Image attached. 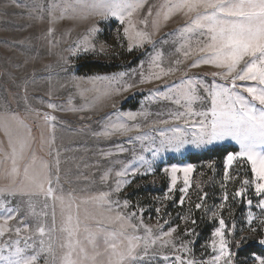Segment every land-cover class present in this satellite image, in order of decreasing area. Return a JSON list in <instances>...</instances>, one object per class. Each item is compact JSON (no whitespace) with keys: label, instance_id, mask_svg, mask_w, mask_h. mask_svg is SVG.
Returning a JSON list of instances; mask_svg holds the SVG:
<instances>
[{"label":"snow or ice","instance_id":"snow-or-ice-1","mask_svg":"<svg viewBox=\"0 0 264 264\" xmlns=\"http://www.w3.org/2000/svg\"><path fill=\"white\" fill-rule=\"evenodd\" d=\"M73 3L105 20L116 18L120 24L126 25L123 28V36L128 42L129 52L143 49L146 45H151L153 51L147 53V70L144 62H141L138 81L133 79L137 69L110 75L75 77L74 84L77 88L83 81L92 85L89 89H80L82 97L88 92L95 95L87 100L84 106L79 109L73 107L72 111H89L105 98L121 95L139 84L164 80L177 72L183 73L178 80L165 84L164 90H153L149 97L168 101L182 110L170 112L171 121L176 123L170 128L159 130L155 128V124L168 125L171 121L162 119L153 121L152 125L138 122V118L146 121L150 115L143 108L140 111L116 109L105 117L100 130L92 132L91 135L105 139L122 135L129 137L128 143L138 142L140 154L135 156V159L140 162V166H133L131 161L113 162L122 165L119 170H115V189L86 196H78L74 191L65 192L61 183V153L56 147V131L60 122L52 113L64 110L63 105L47 102L46 107L52 111L26 107V111L32 113L36 121L42 122L40 144L51 159L36 154L33 149L35 137L32 127L24 118L18 113L0 114V129L7 137L10 148V152H4L3 160H0V167L10 161V168L4 169L8 183L0 186V197L5 194L10 197H27L28 208L33 216L37 215L34 198H41L45 209L51 208V226L39 223L35 229L40 237L38 248L35 241L28 243L32 240L30 235L24 238L21 246L20 234L22 231L26 233L29 228V225L24 223V218H21L18 224L22 227L14 229L18 238L0 243V264H39L41 259L44 264H152L158 253H150V249L156 246L172 250L173 255L165 254L159 257L170 264H234L235 253L230 248L232 241L226 238L225 228L228 226L223 218L219 219V227L212 234L216 237L210 243L214 255L207 260H196L192 258L195 243L193 239L179 242L171 239L178 226H170L168 230H164V224H169V220L164 219V224H157L159 231L154 233L152 226L143 221L144 208L125 211L137 206H131L128 200L121 202L119 199H112V196L113 192H120L123 185L130 183L126 177L140 174L142 167L146 169L145 174L154 171L155 162L169 152H190L231 140L239 146V151L227 155V165L230 167L234 161L240 159L250 163L254 179H245L243 185L254 184L255 195L264 197V0H166L156 12V19L153 21L156 31L159 30L161 22L166 23L177 14H182L186 19L182 27L168 34L177 39L172 41L176 45L172 55L176 58L167 67L164 66L163 50L158 48L153 39L155 33L146 30L148 21H141L144 29H137L132 19L134 14L143 8L145 0H71L65 11L72 8L75 13ZM148 15H152L151 8L148 9ZM53 31L54 29H49L48 35L51 36ZM100 31L97 27L90 29L69 50L71 56L76 58L82 53H103L104 45L97 49L95 43ZM168 42L162 39L159 44ZM61 59L65 65L70 63L64 57ZM204 65L216 70L189 75L192 69ZM207 76L212 79L207 80ZM24 99L27 101V94ZM197 104L200 105L199 109L195 107ZM112 107L116 108V105L113 104ZM83 119L85 117H81V120ZM145 127L150 130L144 131ZM78 131L84 133L87 127L84 126ZM133 132L136 133L135 136L129 135ZM153 132L158 134L153 135ZM117 148L118 154L128 151L123 145H117ZM144 152L149 153L151 159H147L143 155ZM101 155L108 158L114 153L101 151ZM193 170L194 165L191 164L183 167H164L163 172L169 174L171 179L169 192L176 188L177 174L182 172L184 186L180 191L186 194L190 183L189 174ZM112 172L110 165L102 179L107 181ZM225 179H228L227 175ZM244 186L234 193L235 197L245 194L247 189ZM205 197L207 193H203L200 199ZM171 198L166 196V199ZM227 199L228 195L225 193L224 200ZM179 203L184 204L183 196ZM247 204L252 206L253 200L248 199ZM82 205L85 207L82 208ZM89 205L91 207H88ZM223 207V204L219 206L221 209ZM257 207L264 213V198L258 201ZM195 208L202 209L204 205L196 203ZM155 211L158 220L163 219L159 215L161 208L158 207ZM205 211H210L211 216L215 218L219 209ZM16 214L14 211L13 215L5 218L4 225H0V237L5 232L12 231L7 227V222L15 219ZM39 215L47 218L49 213L42 211ZM182 219L187 221L188 218ZM92 222H95L96 227H93ZM248 222L251 225V213ZM191 223L195 225L196 220H191ZM260 224L264 226V218L260 219ZM105 225L110 227H104ZM235 230L236 225L233 223L229 234ZM184 234L188 237L198 235L194 228L185 229ZM82 235L91 246V252L81 240ZM97 238L103 242L102 250ZM260 243L264 244V240ZM235 247H240L239 241L235 243ZM253 259L255 264H264V257L254 256Z\"/></svg>","mask_w":264,"mask_h":264},{"label":"rangeland","instance_id":"rangeland-1","mask_svg":"<svg viewBox=\"0 0 264 264\" xmlns=\"http://www.w3.org/2000/svg\"><path fill=\"white\" fill-rule=\"evenodd\" d=\"M69 2L71 0H0V114L18 113L20 117L24 118L32 127V133L35 137L33 149L36 154L45 159H51L47 155V151L41 148L40 144V124L42 122L36 121L33 114L26 111V107L40 111H52L46 107L47 102L50 101L58 105H63L64 110H58L52 113L60 122L56 131V147L61 153V183L65 192L74 191L78 196H86L115 189V170H119L122 165L113 162L117 160L124 162L131 161L133 166H140V162L135 159V156L140 154V144L138 142L128 143V136L116 135L105 139L93 137L91 133L100 130L102 123L105 122L104 118L115 112L116 109L122 111H140L143 108L150 115L146 121L138 118V122L146 125H152L153 121L162 119H169L171 121L169 113L182 109H178L177 106L168 101L154 100L149 97V93L155 89L164 90L163 86L165 84H170L178 80L183 73L177 72L175 75L166 77L164 80L139 84L137 87L121 95L103 99L95 108L89 111H72L71 109L73 107L79 109L84 106L87 100H90L95 95V93L88 92L82 97L80 95V89H89L92 85L83 81L80 83L79 88H77L74 84V78H86L98 74H78L77 67L89 60L101 63H123L125 58L122 56V53L129 51L127 50L128 42L123 36V28L126 25L120 24L116 18L105 20L101 16L92 14L87 9L74 3L73 7L76 8L75 13H73L72 8H68L65 11ZM165 2L166 0H145L143 8L138 10L132 19L137 29H144L141 21H148L146 30L155 33L153 39L157 42L158 48L163 50L164 66L167 67L176 58L172 55L176 47L172 41L177 39V37L169 36L168 34L182 27L186 23V19L182 14H177L166 23L161 22L159 30L156 31L153 21L156 19V12L160 10L161 5H164ZM149 8L152 9L151 16L148 15ZM93 27L101 29L95 43L97 49L103 44L105 51L95 54L91 52L86 54L82 53L76 58H73L69 50ZM49 29H54L51 36L48 35ZM162 39H166L169 42L161 45L159 41ZM152 51L151 45H146L143 49H134L131 51V58H134L139 53L140 55L143 54L136 65L130 66L128 69L99 75H110L137 69V73L133 76V79L138 81L140 79L139 66L141 62H144L145 70H147L149 60L147 53ZM61 57L68 59L70 63L65 65ZM188 63H191V61H188ZM214 70L216 69L204 65L192 69L189 75H200ZM205 78L209 81L212 79L210 76ZM61 85L64 86L61 87ZM134 93L135 95H133ZM25 94H27V101L24 99ZM113 104L116 105V108L112 107ZM195 107L199 109L200 105L197 104ZM81 117H85V119L81 120ZM174 123L176 122L171 121L168 125L157 123L155 124V128L157 130L170 128ZM180 123L182 124V121ZM84 126L87 127V131L84 133L79 132L78 130ZM143 130L149 131L150 129L145 127ZM157 134L158 132H153V135ZM45 135H47L46 130ZM129 135L135 136L136 133L133 132ZM117 145H123L128 151L124 154H118ZM227 145L234 146L239 151V146L234 141L228 140L204 149H193L190 152H169L155 162L153 165L154 171L145 174L146 169L142 167L140 174L134 177H126V179L130 180V183L123 185L120 192H113L112 199H119L121 202L128 200L125 198V192L135 178L153 175L159 172L168 177V185L170 188V175L164 173L163 168L172 165L183 167L191 164L194 165V170L189 174L190 183L188 192L184 194L180 191L184 186V175L181 172L177 174L178 180L176 188L172 192H169L168 188L166 196H171L172 198L166 199L165 196L158 199L161 207V217L168 219L169 224H164V220L160 221L145 214L150 210L149 207L137 205V207H130L125 211H136L138 208H144L143 221L145 224L152 226L154 233L159 231L156 227L157 224H164V230H168L170 226H178L177 231L171 239L177 242L193 239L195 243L193 245L194 251L192 258L196 260H207L214 255L211 251L210 243L211 240L216 239L212 234L219 227L220 218H223L225 224L228 226L225 228L226 238L231 240L230 235L234 234L236 242L239 241V248L245 247L248 243L255 240H264V226L260 224V219L264 218V213L257 207L258 201L264 197L255 195L254 184L251 186L243 185L245 179H254L250 163L240 159L234 161L229 167L226 156L221 171L215 159L200 164H193L188 160H184L189 154L202 153L209 148ZM6 151L10 152V148L8 147L7 137L4 135L3 130L0 129V160H3V154ZM101 151H112L114 155L105 158L101 155ZM143 155L147 159H151L149 153L144 152ZM243 161L248 164V167L243 166ZM110 165L113 168V172L111 177L105 181L102 179V176ZM7 168H10V161H6L0 167V186L8 183L4 175V169ZM226 175L228 179H225ZM242 186L247 189L245 194L241 197H235L234 193ZM176 193L180 194V199L182 196L184 198V204L181 205L179 203L182 207L181 209H176L175 206L170 208L166 205L167 202L174 198ZM203 193H207V197L201 200L200 197ZM225 193L228 195L227 200H224ZM248 199L253 200L252 206L247 204ZM27 200V197L21 195L10 197L5 194L0 197V225H4L5 218L13 215L14 211L17 213L15 219L8 220L7 222V227L12 229V231L5 232L0 237V243H7L18 238L14 229L16 227H22V225L18 224V221L24 218V223L28 224L29 228L26 233L22 231L20 234L19 238L22 240L21 246H23L24 238L30 235L32 240H29L28 243L31 244L35 241L38 248L40 237L35 229L39 223H44L49 227L51 226V208L45 209L43 207L44 201L41 198H34L37 215L33 216L30 214ZM242 200L245 201L247 209L244 218L245 222L239 225L238 220L234 218L237 217L238 219V208ZM196 203H202L204 208L196 209ZM221 204L224 205L222 209L219 208ZM130 205L135 206L131 202ZM81 207L83 208L85 206L82 205ZM88 207L91 206L89 205ZM205 209H219L217 217L213 218L211 212H206ZM199 210L201 216L204 215L208 222H215L216 227L209 237L196 243L197 235L188 237L184 233L185 229L193 228L197 233L199 223L193 225L191 220H195L199 214L197 212ZM42 211H47L49 216L45 218L39 215ZM249 213L252 214L251 225L248 222ZM182 217H187V221L182 219ZM228 221H230V225ZM233 223L236 225V230L229 234V229ZM57 224H59L58 207ZM92 225L96 227L95 222H92ZM104 227L110 226L105 225ZM253 228L256 230L252 231ZM80 238L85 242V246L89 252H91V246L87 244L85 237L82 235ZM45 239L47 238L45 237ZM97 243L102 250L103 242L97 238ZM151 252L158 253V257L152 260V264H170V262L163 261L159 258L165 254L173 255L170 248L161 249L156 246L150 249ZM254 256L237 257L235 253L234 264H255ZM39 264H44V260L41 259Z\"/></svg>","mask_w":264,"mask_h":264},{"label":"trees","instance_id":"trees-1","mask_svg":"<svg viewBox=\"0 0 264 264\" xmlns=\"http://www.w3.org/2000/svg\"><path fill=\"white\" fill-rule=\"evenodd\" d=\"M122 56L125 58V61L123 63H101L98 61L89 60L77 67V73L84 75H90L95 73L103 74L128 69L130 68V66L136 65L142 58L143 54L140 55L139 53L134 58H131V52L124 51L122 53ZM237 151L238 149L236 147L230 145L214 147L209 148L202 153L189 154L184 160H188L193 164H200L202 162L211 161L215 159L218 163L219 169L221 170L223 169V161L226 156L230 153H234ZM242 164L243 166L248 167V164L245 161H243ZM168 188V177L164 174H160V172L153 175L141 176L135 178L128 186L125 192V198L128 199L135 206L138 205L141 207H149L150 210L147 211L145 214H147L149 217L158 219L157 213L155 211L156 208H161L158 199L167 195ZM179 201L180 194L176 193L174 198L171 201L167 202L166 205L170 208L175 206L176 209H181L182 207L180 206ZM246 209L247 205H245V201L242 200V203L238 208V219L237 217L234 218L238 220L239 225L244 224L245 222L244 218L246 215ZM197 212H199V214L197 215L195 220L196 223L199 224L197 226L198 235L196 243L200 242L202 239L205 240L207 237H209L216 227L215 222H208L204 215L201 216L200 210ZM161 214L162 213L160 212V217ZM159 220L163 221L164 219ZM228 222L230 225V221ZM230 239L232 241V243L230 244L231 249L234 253H236L237 257H249L253 255L264 256V244H261L260 240L252 241L248 243V245H246L245 247L236 248L235 235H230Z\"/></svg>","mask_w":264,"mask_h":264}]
</instances>
